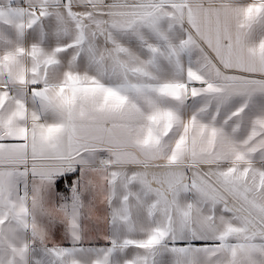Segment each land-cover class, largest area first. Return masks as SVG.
Returning <instances> with one entry per match:
<instances>
[{"label":"snow or ice","instance_id":"obj_1","mask_svg":"<svg viewBox=\"0 0 264 264\" xmlns=\"http://www.w3.org/2000/svg\"><path fill=\"white\" fill-rule=\"evenodd\" d=\"M0 264H264V0H0Z\"/></svg>","mask_w":264,"mask_h":264}]
</instances>
